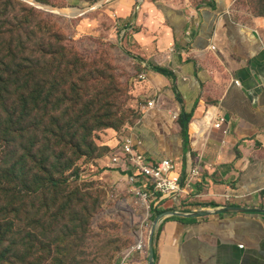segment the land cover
<instances>
[{"label": "crops", "instance_id": "1", "mask_svg": "<svg viewBox=\"0 0 264 264\" xmlns=\"http://www.w3.org/2000/svg\"><path fill=\"white\" fill-rule=\"evenodd\" d=\"M111 4L129 22L130 47L144 56L145 92L154 101L128 136L149 165L173 161L182 180L193 167L202 172L189 195L161 203L154 196L156 216L184 215L157 226L154 263L264 264V214H216L226 207L264 210V20L234 19L226 0L189 10ZM112 166L121 176L132 173ZM200 212L210 215L189 217ZM123 264H149L148 247L134 249Z\"/></svg>", "mask_w": 264, "mask_h": 264}, {"label": "rangeland", "instance_id": "2", "mask_svg": "<svg viewBox=\"0 0 264 264\" xmlns=\"http://www.w3.org/2000/svg\"><path fill=\"white\" fill-rule=\"evenodd\" d=\"M17 1L23 4L21 13L34 14L28 19L29 32L36 34L26 49V67L36 59L42 101L50 89L57 98L46 122L84 128L101 118L111 123L93 132L89 157L77 162V173L57 190L49 203L54 208L39 202L40 238L31 248L42 254L39 264H123L141 242L148 246L157 217L154 203L140 197L112 166L114 153L150 102L140 77L144 56L130 47L129 22L110 8L119 0ZM210 1L133 0L137 6L149 2L188 10ZM226 1L234 19L264 20V0ZM64 78L72 86L65 100L59 97Z\"/></svg>", "mask_w": 264, "mask_h": 264}, {"label": "trees", "instance_id": "3", "mask_svg": "<svg viewBox=\"0 0 264 264\" xmlns=\"http://www.w3.org/2000/svg\"><path fill=\"white\" fill-rule=\"evenodd\" d=\"M21 8L17 0H0V264L41 263L42 254L31 248L40 238L39 202L54 208L49 203L57 190L77 173V162L89 157L93 132L111 124L108 118L90 128L46 122L57 98L50 89L42 101L37 60L26 67L36 32H29L34 14L24 15ZM31 53L38 54L34 46ZM68 81L64 78L59 95L64 100L72 87Z\"/></svg>", "mask_w": 264, "mask_h": 264}, {"label": "built area", "instance_id": "4", "mask_svg": "<svg viewBox=\"0 0 264 264\" xmlns=\"http://www.w3.org/2000/svg\"><path fill=\"white\" fill-rule=\"evenodd\" d=\"M140 77L143 80L146 79L144 73ZM153 104L154 101H150L148 106ZM223 123L224 118L218 119L215 128L221 130ZM121 153L122 156L114 154L112 162L122 165V168L127 171H132L127 176L128 182L140 197L150 200L151 203H153L154 196H158V203L179 196H187L201 182L202 172L198 166L191 168L186 179L182 180L173 161L164 160L156 165H149L136 150V143L131 136H126L121 143ZM145 248L146 245L142 243L135 249L142 251Z\"/></svg>", "mask_w": 264, "mask_h": 264}, {"label": "water", "instance_id": "5", "mask_svg": "<svg viewBox=\"0 0 264 264\" xmlns=\"http://www.w3.org/2000/svg\"><path fill=\"white\" fill-rule=\"evenodd\" d=\"M251 214V213H261L264 214V210L262 209H252V208H237V207H226L223 208L219 211L216 212L217 215H224V214ZM210 213H206V212H200V213H194L189 215V217L192 218H198V217H206L209 216ZM168 216H184L181 214H177L175 212H163L162 214L158 215L155 220L152 223V229L149 235V240H148V254H149V264H155L154 263V235H155V231L157 229V226L159 225V223L165 219Z\"/></svg>", "mask_w": 264, "mask_h": 264}, {"label": "bare ground", "instance_id": "6", "mask_svg": "<svg viewBox=\"0 0 264 264\" xmlns=\"http://www.w3.org/2000/svg\"><path fill=\"white\" fill-rule=\"evenodd\" d=\"M142 243H143V242H141L140 244H142ZM140 244H139V245H140ZM137 246H138V245H137Z\"/></svg>", "mask_w": 264, "mask_h": 264}]
</instances>
